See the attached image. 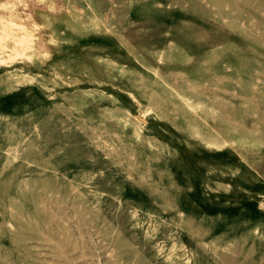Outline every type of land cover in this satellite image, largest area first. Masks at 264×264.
<instances>
[{
	"label": "rangeland",
	"instance_id": "obj_1",
	"mask_svg": "<svg viewBox=\"0 0 264 264\" xmlns=\"http://www.w3.org/2000/svg\"><path fill=\"white\" fill-rule=\"evenodd\" d=\"M0 264H264V0H0Z\"/></svg>",
	"mask_w": 264,
	"mask_h": 264
},
{
	"label": "bare ground",
	"instance_id": "obj_2",
	"mask_svg": "<svg viewBox=\"0 0 264 264\" xmlns=\"http://www.w3.org/2000/svg\"><path fill=\"white\" fill-rule=\"evenodd\" d=\"M21 30H22V29H21ZM24 31H25V30H24ZM24 31H23V32H24ZM24 33H25V32H24Z\"/></svg>",
	"mask_w": 264,
	"mask_h": 264
}]
</instances>
